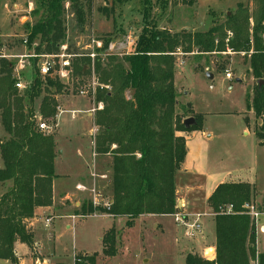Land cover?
<instances>
[{"label":"trees","instance_id":"trees-1","mask_svg":"<svg viewBox=\"0 0 264 264\" xmlns=\"http://www.w3.org/2000/svg\"><path fill=\"white\" fill-rule=\"evenodd\" d=\"M32 1L35 5L32 17L36 21L26 23L24 29L27 47L37 55L56 54L65 44L68 13L83 30L94 8V0ZM110 1L105 0L104 8L100 9L106 17L114 13L116 4L131 0ZM172 1L140 0L143 28L130 54L121 59L108 54L110 44L117 37L108 34L97 39L103 47L95 49L94 61L90 53H83L73 63L79 85L94 74L101 85L109 88L98 89L95 96L103 109L95 115L94 153L110 156L113 162L111 205L102 212L114 218H126L127 228H132L142 216H169L178 211L176 175L187 155L186 140L178 133L200 129L203 116L187 107L181 113L178 111L177 56L194 55L207 63L214 57L217 70L225 71V63L219 60L229 55H244L248 72L256 82H264V0H251L253 10L248 4L240 3L225 16L224 22L213 19L206 32L159 28L153 15L154 4L165 12L169 6L172 9ZM180 1L186 6L194 2ZM66 93L63 84L51 78L42 79L35 72L32 82L24 90H18L13 63L0 58V122L5 133L0 140L3 163L0 184L11 183L10 189L0 197V260L18 264L15 243L21 242L29 248L34 245L27 221L34 217L37 208L52 205L57 142L53 134L39 129L38 118L55 121L57 96ZM37 101H40V116L36 113ZM246 103L248 111H253L261 121L255 136L262 146L264 83L261 87L256 84L252 93L247 92ZM190 117L196 119V125L187 129L183 122ZM253 194L251 186L242 183L217 187L208 201L215 213V260L188 255L185 264H264V254L257 250L256 224L244 211ZM228 206L233 207V213H226ZM81 212L85 216L94 209L85 205ZM119 236L115 227L104 234L102 258L113 259L118 255ZM98 257V254H78L74 264H99Z\"/></svg>","mask_w":264,"mask_h":264},{"label":"rangeland","instance_id":"rangeland-1","mask_svg":"<svg viewBox=\"0 0 264 264\" xmlns=\"http://www.w3.org/2000/svg\"><path fill=\"white\" fill-rule=\"evenodd\" d=\"M242 2L248 4L253 10L251 0H194L192 5L188 6L180 0H173L172 9L169 6L165 12L154 4L153 15L156 16L155 22L159 28H166L172 32H206L211 28L213 19L224 22L225 16L234 12ZM104 6L105 0H94L92 15L83 30L76 26L72 15L69 13L66 15L68 31L64 45H68L70 53L74 55L90 53L96 48L93 47V41L108 34L117 35L115 44H118V52L125 50L128 36H131L134 41L137 40L143 28L141 13L143 6L140 0L116 4L114 13L109 17L104 16L100 11ZM34 7L32 0H0L1 53L15 56L33 53L34 50L30 51L27 47L24 25L35 23L36 19L32 17ZM243 56L229 55V59L225 56V59L219 60L225 63V71L217 70V60L214 57L207 63L206 59L197 60L194 55L179 54L176 62L175 84L181 100L178 111L181 113L183 108L190 105L195 114L203 116L200 129L190 132L193 145L196 148L199 147V141H196L197 135H202L204 132L213 135L214 140L209 145L210 154H220L217 166L225 171L245 167L249 160L254 158L260 159L262 164L264 161V147H257L256 143L255 115L248 112L246 103L247 91L252 93L256 81H251L252 75L248 72L249 67L245 65ZM118 58L122 57L118 56ZM227 72H231L232 79L226 77ZM208 74H211L213 79H210ZM33 76L34 71L27 61V70L23 75L24 82L27 85L30 84ZM76 89V86L69 87L68 92L61 95L55 121L42 120L49 125L48 132L56 137L59 148L65 151L68 164L64 166L63 171L69 175L72 187L77 180L90 178L93 173L102 177L103 172L106 171V168H102V164L106 161L102 158H93L92 153L96 113L91 114L90 111L98 103L95 98L89 100L79 97ZM39 106L40 101H37L38 116H40ZM72 110L82 113H78L76 119H72L69 112L61 113V111ZM245 130H248L250 134H247ZM4 135L0 122V140L4 139ZM59 163L58 161V171ZM261 180L260 185L264 187V172ZM103 182L102 185H97L96 189H92L96 192L92 191L85 201L86 206H92L93 213L76 216L73 222L67 218L57 222L55 239L50 238V232L40 226L39 236L42 242L40 252L46 255H52L54 252L57 254L56 258L49 257L47 264H73L75 255L84 253L98 254V259H101L99 264H185L186 257L194 255L186 249L193 248L192 242L195 241L194 238L185 237L187 226L176 223L174 219H167L168 224L170 223L172 227L174 224L179 230L176 235L177 240L172 241L173 232H170L171 234L168 232L166 235L157 232L159 226L154 228L155 221L141 218L135 221L132 228L122 229L118 242V255L113 259L102 258L100 238L103 229L111 223L110 220L103 218L106 214L102 210H108L105 204L109 202L110 192L106 181ZM10 187L11 183L0 184V197ZM260 206V210L264 212V206ZM204 212L209 211L205 205L201 204L198 213ZM79 213L82 212L79 210ZM200 223L202 234L196 233L195 238L198 237L196 240L213 243L214 217L210 214L203 217ZM68 225L70 229L66 228ZM259 243L261 247L264 245L262 233L259 236ZM30 250L32 255L38 256L36 245H33ZM212 257L213 255H208L204 259L212 261ZM36 264H39L38 261Z\"/></svg>","mask_w":264,"mask_h":264},{"label":"crops","instance_id":"crops-1","mask_svg":"<svg viewBox=\"0 0 264 264\" xmlns=\"http://www.w3.org/2000/svg\"><path fill=\"white\" fill-rule=\"evenodd\" d=\"M15 7H17V5ZM253 80L254 78L252 77L251 81ZM176 89L178 92V104L181 105V100L179 97L180 93L177 87ZM60 99H61V95H58L57 96L58 103ZM80 104H78V106L81 107ZM185 105L186 104H184V106ZM65 112L71 113L73 112V110L61 111V113H65ZM75 112L82 113L80 111H75ZM248 112H252L254 114L253 111H248ZM260 125H261V121L255 117L254 129H256V127ZM245 131L247 134H250L248 130ZM96 133H97V129L94 128L92 140L94 139ZM178 136L184 137L186 140L187 155L183 165L181 166V169L178 171L176 175L175 183H176V198H177L178 211L175 215H180L182 220L189 225H191L194 222V220L196 219L195 217L198 214H206L203 217L209 216L210 214L212 215L213 211L210 208L208 201L209 198L217 189V187L222 184H241V183L250 185L251 188L254 190L252 203H254L257 209L260 212H262L260 210L261 209L260 205L264 206V187H262V185L260 184L262 181L261 180L262 174L264 172V165H263L264 161L262 164L260 159L254 158L253 160H249L250 162L247 165H245V167H239L238 169L225 171L222 170L219 166H217L219 165L220 154L219 153L218 154L214 153L213 155L210 154L209 145L214 140L213 135H210L209 133H205V132L202 133V135H197L196 141H199L198 148H196L193 145V138H190L192 136L191 133H178ZM204 140L207 143L204 142ZM256 143L258 145L257 147H264V145L262 146L259 145L257 138H256ZM57 150H58V154L55 159V174L57 177L53 182V203L51 206L48 207L37 208L34 213V217L27 221V229L33 234L34 245H36L39 254L38 256L32 255L31 250L27 245L22 244L21 242H16L14 245V252L18 264H36L37 261L39 264H47L49 257L56 258L57 254L55 252L52 255H46L40 252V250L42 249L41 237L39 236L40 226H43L45 230H48V232H50V238L55 239L56 223L62 221L65 218L71 219V221L73 222V220L75 219V218L73 219V217L82 215L83 213H79V210L81 211L82 207L85 206L86 204L85 201L86 199L89 198V195L92 193V191H95L92 189L93 188L96 189L97 185H102V183H104L103 182L104 180L106 181L107 189L110 191L109 202H111L112 193H111L110 185H111V177H112V163H113L112 157L97 156L94 153V142H93L92 143L93 158L104 159L106 163L102 164V168L103 169L106 168V171H104L105 173L103 172L102 177H98L96 174L93 173L92 177L90 178L77 180L72 187V184H70L69 175L63 171L64 166H67L68 164V159L65 156V151L59 148L58 142H57ZM58 161L60 162L59 171L57 170ZM2 166L3 163L0 166V169L2 168ZM201 204L205 205V207L208 209L209 212L198 213V209L200 208ZM175 215H169V216L148 215V216H142L139 219L142 218V219H149L155 221L153 224L154 228H157L159 226V230L157 232H162L165 235L168 234V232L169 233L173 232V237L171 239L172 241H176L177 240L176 235L178 234L179 230L175 228L174 224L172 227L170 223L168 224L166 221L167 219H174L175 221ZM203 217L200 218V221ZM103 218L110 220L111 223L108 225L106 229H103L100 241L104 236V234L111 228L115 227L119 232V235H121L122 229L124 227L126 228V222H127L126 218H114L107 214L106 217ZM47 219L51 220L49 225L46 223ZM66 228L70 229L71 227L70 225H68ZM196 233L202 234V226L200 231ZM261 233L264 235V217L261 220V226L257 228V232H256L258 253L264 254V245L261 247L260 245L261 243H259V236ZM195 235L192 237L195 240L192 242L193 248L190 249L188 247L186 249H189L190 252H192L194 255L202 259H204L208 255H213L211 260L214 261L216 257V234H215V238L213 239V243L206 242L205 240L203 242L202 241L199 242L198 240H196L198 239V237L195 238L196 237ZM185 237H186V229H185ZM58 255L61 256V254ZM84 255H90V254L84 253ZM0 264H12V263L9 261L0 260ZM59 264H63V263H59Z\"/></svg>","mask_w":264,"mask_h":264},{"label":"built area","instance_id":"built-area-1","mask_svg":"<svg viewBox=\"0 0 264 264\" xmlns=\"http://www.w3.org/2000/svg\"><path fill=\"white\" fill-rule=\"evenodd\" d=\"M32 7V4H30ZM68 7V6H67ZM135 41L128 36L127 45H125V50H121L118 52L117 47L118 44L112 43L109 46L108 54L117 55L119 57H123L124 55H128L131 53ZM94 46L96 47L90 52L89 56L94 61L96 59L95 49H101L103 47L102 41L94 40ZM120 45V44H119ZM82 55H74L69 52L68 45H62L59 49V52L53 55H37L34 51L31 54L26 56H15V55H7L5 53L0 52V58L7 59L13 63L14 67V77L16 79V88L18 90H24L28 85L24 82L23 75L27 70V61H29V66L32 67L34 72L41 77L42 79L51 78L57 80L61 84L66 87L68 92V88H73L74 86H78L80 83V78L75 76L73 63L76 58H80ZM17 60V61H13ZM226 77L228 79H232L231 72L226 73ZM98 89L101 90H109L107 86L101 85L94 74L91 75L87 81H85L82 85L76 89L77 95L82 98H87L89 100L94 99ZM103 109V105L98 103L96 106L92 108L90 111L91 114L96 113ZM72 119L77 117V112L73 111L70 113ZM38 127L41 131L48 132L50 130L49 125L46 122H43L42 119L38 118ZM95 137V136H94ZM106 208L109 210L111 202H108ZM213 211V210H212ZM244 211L247 215H249L255 222L256 227L261 226V220L264 217V213L260 212L254 203H250L244 206ZM226 213H233V207L228 206L226 208ZM206 214H198L196 215V219L194 222L189 225L186 224L180 215H175V221L182 225L187 226L186 228V237L192 238L196 232H199L201 229L200 218ZM212 215L215 216V213L212 212ZM97 217V216H94ZM75 217H73L74 219ZM51 222L50 219L46 220V223L49 225Z\"/></svg>","mask_w":264,"mask_h":264},{"label":"water","instance_id":"water-1","mask_svg":"<svg viewBox=\"0 0 264 264\" xmlns=\"http://www.w3.org/2000/svg\"><path fill=\"white\" fill-rule=\"evenodd\" d=\"M228 15H230V13H229ZM208 76H209L210 79H213V76H212L211 74H208ZM237 82L240 83L241 80H237ZM263 83H264V82H263V81H260V80L256 82V84H257L259 87H261V86L263 85ZM187 108H188V109H191V106L189 105ZM183 124H184V126L188 129V128H190L191 126L196 125V119L193 118V117L187 118L186 120H184ZM211 252H212V250H211Z\"/></svg>","mask_w":264,"mask_h":264}]
</instances>
